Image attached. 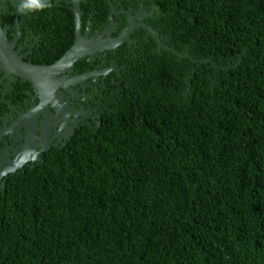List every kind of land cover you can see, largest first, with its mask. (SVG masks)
Masks as SVG:
<instances>
[{"label": "trees", "instance_id": "1", "mask_svg": "<svg viewBox=\"0 0 264 264\" xmlns=\"http://www.w3.org/2000/svg\"><path fill=\"white\" fill-rule=\"evenodd\" d=\"M153 2L204 65L142 59L137 98L6 182L0 264H264V0Z\"/></svg>", "mask_w": 264, "mask_h": 264}, {"label": "flooded vegetation", "instance_id": "2", "mask_svg": "<svg viewBox=\"0 0 264 264\" xmlns=\"http://www.w3.org/2000/svg\"><path fill=\"white\" fill-rule=\"evenodd\" d=\"M95 2L100 13L88 0H81V34L86 40L103 35L108 29L111 17L113 23V11L126 16H137L139 13L137 5L132 0H95ZM58 6L72 10V0H59ZM144 7L150 18L140 22L138 27L150 33L156 32L161 42L170 46L167 43L169 36L161 31L159 5L154 4L153 0H144ZM42 16L41 5H29L17 0H0L1 28L12 39L20 59L36 67L52 66L73 45L74 41L72 27L71 45L58 55L60 51L57 45V39L60 36L58 34L62 35V41H67L70 37L66 27L60 26V23L62 25L63 22L65 23V16L60 17L59 23L42 21ZM162 55V50L147 34L137 33L123 53L89 59L70 71L69 82H76L87 73H107L71 91V96L74 98L73 110L78 113L84 112L89 117L85 127L89 131H95L101 125L103 115L117 111L120 105H124L129 100L128 98H137L145 85V81L138 77V73L145 75V72H141L142 65H146L142 59L149 58L155 61L156 57ZM32 100L29 89L15 77L0 74V130L18 111L30 105ZM16 143L14 139L0 141V164L10 161ZM4 184H0V189Z\"/></svg>", "mask_w": 264, "mask_h": 264}, {"label": "water", "instance_id": "3", "mask_svg": "<svg viewBox=\"0 0 264 264\" xmlns=\"http://www.w3.org/2000/svg\"><path fill=\"white\" fill-rule=\"evenodd\" d=\"M17 1L29 5H48L57 13L72 18L74 41L52 66L36 67L20 59L12 39L0 25V74L15 77L29 89L33 98L30 105L18 111L0 130V141H17L10 161L0 164V184L24 179L48 157L65 151L83 132L89 117L84 112L82 114L73 110L74 98L71 91L107 73H87L76 82H69L70 71L77 65L95 57L123 53L137 33L147 34L169 56L192 64V78L195 66L204 65L197 64L198 60L189 52H180L161 42L156 32L150 33L138 27L140 22L150 18L144 7V0H132L139 9L137 16L121 15L113 11V23L111 17L103 35L89 40L81 34V0H72V10L60 8L59 0ZM214 69L221 73H234Z\"/></svg>", "mask_w": 264, "mask_h": 264}, {"label": "clouds", "instance_id": "4", "mask_svg": "<svg viewBox=\"0 0 264 264\" xmlns=\"http://www.w3.org/2000/svg\"><path fill=\"white\" fill-rule=\"evenodd\" d=\"M207 60H208V59H206L205 61L208 62Z\"/></svg>", "mask_w": 264, "mask_h": 264}, {"label": "snow or ice", "instance_id": "5", "mask_svg": "<svg viewBox=\"0 0 264 264\" xmlns=\"http://www.w3.org/2000/svg\"><path fill=\"white\" fill-rule=\"evenodd\" d=\"M34 2H35V0H34Z\"/></svg>", "mask_w": 264, "mask_h": 264}]
</instances>
